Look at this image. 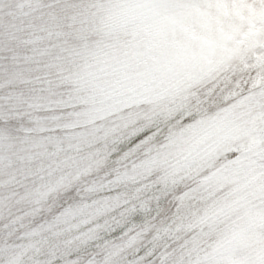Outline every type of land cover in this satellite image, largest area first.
Here are the masks:
<instances>
[{
  "label": "snow or ice",
  "instance_id": "1",
  "mask_svg": "<svg viewBox=\"0 0 264 264\" xmlns=\"http://www.w3.org/2000/svg\"><path fill=\"white\" fill-rule=\"evenodd\" d=\"M0 264H264V0H0Z\"/></svg>",
  "mask_w": 264,
  "mask_h": 264
}]
</instances>
